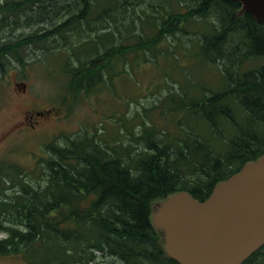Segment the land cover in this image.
Segmentation results:
<instances>
[{
    "label": "trees",
    "instance_id": "trees-1",
    "mask_svg": "<svg viewBox=\"0 0 264 264\" xmlns=\"http://www.w3.org/2000/svg\"><path fill=\"white\" fill-rule=\"evenodd\" d=\"M146 1L137 15L135 7ZM240 10L227 0H0V31L36 29L0 43V70L10 58L22 64L31 49L70 50L64 102L106 86L121 74L112 65L125 67L132 54L145 63L160 57L168 36L181 44L193 35L198 63L217 72L211 82L182 85L165 98L176 122L171 129L159 130L149 118L152 125L143 121L137 136L124 125L127 143L95 129L65 137L63 145L45 144L47 156L33 169L1 160L0 258L104 264L102 256L121 264H178L152 226L154 204L181 191L204 202L219 182L264 155V23ZM121 27L134 43L115 45ZM171 47L164 56L179 67L180 50L187 49ZM243 264H264V247Z\"/></svg>",
    "mask_w": 264,
    "mask_h": 264
},
{
    "label": "rangeland",
    "instance_id": "rangeland-1",
    "mask_svg": "<svg viewBox=\"0 0 264 264\" xmlns=\"http://www.w3.org/2000/svg\"><path fill=\"white\" fill-rule=\"evenodd\" d=\"M148 3L151 1L135 7L137 15H141L143 7L147 9ZM132 11L129 6L128 14ZM109 28V31H116L115 27ZM195 28L189 27V30ZM34 30L18 29L10 33V29L6 28L0 31V43ZM121 31L122 35L117 32L115 45L136 41L127 37L122 27ZM91 35L95 37V34ZM191 39L195 40L193 35L183 37L178 44L168 36L159 45L160 57L149 63L137 62L134 54L128 56L125 67L121 62L112 65L115 73L121 74L112 81L108 80L106 86L96 88L93 94L83 92L77 99L67 102L64 100L68 96V79L63 71L67 67L68 53L72 55L73 52L59 51L55 46L49 52L31 49L23 54V65L10 58V63L0 70V162L8 159L33 169L41 158L47 156L45 144L57 141L63 145L65 137H82L86 133H95V129L104 138H120L126 143L130 137L125 128L127 125L132 127L136 136L141 132L143 121L148 126L152 125L150 119L159 130L171 129L176 122L173 121L175 117L167 114L169 103L165 98L171 92L180 93L182 85L201 80L211 82L217 76L216 71L207 72L198 63V50L193 47L195 44L191 43ZM170 45L173 50L175 47L187 49L180 50L179 67L175 65L174 58L164 56ZM71 60L73 67L79 64L75 57ZM27 112L38 113L33 124L24 122ZM132 118L135 119L133 123L125 122ZM188 125L191 127L193 124L188 122ZM2 237L4 235L0 233ZM100 261L121 264L118 260L102 256H99ZM0 264L22 262L18 258L3 257Z\"/></svg>",
    "mask_w": 264,
    "mask_h": 264
},
{
    "label": "water",
    "instance_id": "water-1",
    "mask_svg": "<svg viewBox=\"0 0 264 264\" xmlns=\"http://www.w3.org/2000/svg\"><path fill=\"white\" fill-rule=\"evenodd\" d=\"M264 23V0H227ZM154 229L178 264H243L264 247V155L219 182L200 202L181 191L154 204Z\"/></svg>",
    "mask_w": 264,
    "mask_h": 264
},
{
    "label": "flooded vegetation",
    "instance_id": "flooded-vegetation-1",
    "mask_svg": "<svg viewBox=\"0 0 264 264\" xmlns=\"http://www.w3.org/2000/svg\"><path fill=\"white\" fill-rule=\"evenodd\" d=\"M32 113H34V112H27L26 113V115L24 117V122L30 123V124H33L34 123V116H37L38 113H34V115H32ZM31 127H34V126H31Z\"/></svg>",
    "mask_w": 264,
    "mask_h": 264
}]
</instances>
